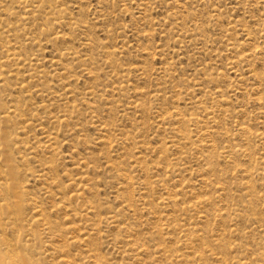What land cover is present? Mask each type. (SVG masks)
<instances>
[{
    "label": "rangeland",
    "instance_id": "374dc122",
    "mask_svg": "<svg viewBox=\"0 0 264 264\" xmlns=\"http://www.w3.org/2000/svg\"><path fill=\"white\" fill-rule=\"evenodd\" d=\"M23 1L0 0V259L264 264V0Z\"/></svg>",
    "mask_w": 264,
    "mask_h": 264
},
{
    "label": "bare ground",
    "instance_id": "6f19581e",
    "mask_svg": "<svg viewBox=\"0 0 264 264\" xmlns=\"http://www.w3.org/2000/svg\"><path fill=\"white\" fill-rule=\"evenodd\" d=\"M2 1V0H1ZM19 1V0H18ZM25 1V0H24ZM23 1V2H24ZM30 1V0H29ZM4 2H5V0H4ZM27 2V1H26ZM25 2V3H26ZM105 2V1H104ZM33 3V2H32ZM42 3V2H41ZM164 3V2H163ZM8 4V3H7ZM58 4V3H57ZM27 6V5H26ZM61 6V5H60ZM29 7V6H28ZM8 8V7H7ZM10 9V8H9ZM32 11V10H31ZM11 12H13V10H11ZM65 12V11H64ZM212 13V12H211ZM56 14V13H55ZM142 14V13H141ZM7 16V15H6ZM9 16V15H8ZM29 16V15H28ZM12 17V16H11ZM208 17V16H207ZM146 19V18H145ZM6 20V19H5ZM23 20V19H22ZM147 20V19H146ZM24 21V20H23ZM89 23V22H88ZM199 24V23H198ZM7 26V25H6ZM78 26V25H77ZM89 26V25H88ZM23 29V28H22ZM73 29V28H72ZM264 29V28H263ZM90 30V29H89ZM7 32H8V30H7ZM184 32V31H183ZM192 32V31H191ZM241 33V32H240ZM195 35H197V34H195ZM184 36V35H183ZM194 37V36H193ZM192 37V38H193ZM89 39V38H88ZM184 40V39H183ZM95 42V41H94ZM201 42V41H200ZM182 43H184V42H182ZM264 43V42H263ZM18 44V43H17ZM17 46V45H16ZM14 48H16V47H13V49ZM182 49V48H181ZM257 49V48H256ZM16 50V49H15ZM14 50V51H15ZM236 51V50H235ZM15 53V52H14ZM176 53V52H175ZM228 53V52H227ZM40 55V54H39ZM69 55V54H68ZM161 55V54H160ZM17 56V55H16ZM15 56V57H16ZM25 56V55H24ZM35 56H37V55H35ZM72 56V55H71ZM13 57V56H12ZM220 57V56H219ZM237 57V56H236ZM8 58V57H7ZM20 58H22L21 56H20ZM17 59H19V57L17 56ZM71 59V58H70ZM69 59V60H70ZM228 59V58H227ZM4 60V59H3ZM10 60V59H9ZM28 60V59H27ZM54 60H56V59H54ZM62 60V59H61ZM33 61V60H32ZM53 61V60H52ZM252 61V60H251ZM12 62H13V60H12ZM11 62V63H12ZM49 63V62H48ZM243 63V62H242ZM249 63V62H248ZM45 64V63H44ZM54 64V63H53ZM10 66V65H9ZM1 67H7V66H1ZM205 67V66H204ZM212 67V66H211ZM17 68V67H16ZM30 68V67H29ZM214 68V67H213ZM230 68V67H229ZM69 69V68H68ZM124 69V68H123ZM208 69V68H207ZM1 70V69H0ZM19 70V69H18ZM161 70V69H160ZM205 70V69H204ZM231 70V69H230ZM251 70V69H250ZM255 70V69H254ZM27 71V70H26ZM37 71V70H36ZM84 71V70H83ZM144 72V71H143ZM197 72V71H196ZM85 73V72H84ZM139 73V72H138ZM168 73V72H167ZM207 73V72H206ZM209 73V72H208ZM25 74V73H24ZM148 74V73H147ZM219 74V73H218ZM218 74H216V75H218ZM239 74V73H238ZM19 75V74H18ZM211 75V74H210ZM249 76H250V74H248ZM263 75V74H262ZM1 76V75H0ZM44 76V75H43ZM239 76V75H238ZM237 76V77H238ZM210 77V76H209ZM20 78V77H19ZM169 78V77H168ZM211 78V77H210ZM263 78V77H262ZM8 79V78H7ZM36 79V78H35ZM39 79V78H38ZM248 79H249V77H248ZM169 80V79H168ZM202 80V79H201ZM200 80V81H201ZM243 80V79H242ZM245 80H246V78H245ZM131 81V80H130ZM203 81V80H202ZM3 82V81H2ZM1 82V83H2ZM115 82V81H114ZM204 82V81H203ZM245 82V81H244ZM248 82V81H247ZM6 83H7V81H6ZM121 83V82H120ZM119 83V84H120ZM124 83V82H123ZM201 83V82H200ZM206 83V82H205ZM115 84V83H114ZM117 84V83H116ZM210 84V83H209ZM236 84V83H235ZM239 84V83H238ZM238 84H236V85H238ZM121 85V84H120ZM204 85V84H203ZM208 85V84H207ZM212 85V84H211ZM111 86V85H110ZM129 86V85H128ZM209 86V85H208ZM127 87V86H126ZM162 87V86H161ZM214 87V86H213ZM212 87V88H213ZM254 87H256V86H254ZM121 88V87H120ZM128 88V87H127ZM130 88V87H129ZM219 88V87H218ZM234 89H235V87H233ZM10 89V88H9ZM168 89V88H167ZM214 89H215V87H214ZM220 89V88H219ZM223 89H226V88H224L223 87ZM228 89V88H227ZM231 89V88H230ZM229 89V90H230ZM239 90H240V88H238ZM237 88L235 89V90H238ZM246 89V88H245ZM99 90V89H98ZM127 90V89H126ZM204 90H206V89H204ZM238 90V91H239ZM104 91V90H103ZM117 91V90H116ZM218 91V90H217ZM255 91V90H254ZM105 92V91H104ZM179 92V91H178ZM184 92V91H183ZM197 92V91H196ZM210 92V91H209ZM208 92V94H206V95H209L210 93ZM219 92V91H218ZM217 92V93H218ZM35 93V92H34ZM90 93V92H89ZM137 93V92H136ZM172 93H173V91H172ZM207 93V92H206ZM176 94V93H175ZM184 94V93H183ZM187 94V93H186ZM191 94V93H190ZM199 94V93H198ZM212 94H214V93H212ZM90 95H92V94H90ZM161 95V94H160ZM189 95V94H188ZM214 95H216L217 96V94H216V92H215V94ZM190 96V95H189ZM197 96V95H196ZM201 96H202V94H201ZM200 97V96H199ZM198 97V98H199ZM150 98V97H149ZM172 98V97H171ZM230 98V97H229ZM163 99V98H162ZM186 99V98H185ZM189 99V98H188ZM194 100H195V98H193ZM262 99V98H261ZM140 100V99H139ZM176 100V99H175ZM177 100H179V99H177ZM138 101V100H137ZM143 101V100H142ZM189 101V100H188ZM219 101V100H218ZM108 102V101H107ZM144 102V101H143ZM142 102V103H143ZM150 102H154V101H150ZM158 102H159V100H158ZM158 102H156V103H158ZM190 102V101H189ZM192 102V101H191ZM198 102H200V101H198ZM216 102H217V100H216ZM136 103V102H135ZM155 103V102H154ZM162 103H164V102H162ZM178 103V102H177ZM205 103H207V102H205ZM219 103V102H218ZM230 104H231V102H229ZM258 103V102H257ZM125 104V103H124ZM147 104V103H146ZM204 104V103H203ZM229 104V105H230ZM127 105H128V103H127ZM148 105V104H147ZM163 105V104H162ZM195 105H196V103H195ZM108 106V105H107ZM154 106V105H153ZM200 106V105H199ZM209 106V105H208ZM216 106V105H215ZM219 106V105H218ZM227 106V105H226ZM232 106V105H231ZM144 107H145V105H144ZM210 107V106H209ZM140 108H142V107H140ZM178 108V107H177ZM189 108H191V107H189ZM197 108V107H196ZM216 108V107H215ZM239 108H241L240 106H239ZM13 109H14V112H15V110H17V108L16 107H13ZM144 109V108H143ZM161 109H163V108H161ZM165 109V108H164ZM179 109V108H178ZM217 109V108H216ZM158 110V109H157ZM166 110V109H165ZM164 110V111H165ZM175 110H177V109H175ZM219 110V109H218ZM239 110V109H238ZM96 111V110H95ZM143 111H145V110H143ZM191 111V110H190ZM228 111V110H227ZM242 111H243V109H242ZM1 112V111H0ZM166 112H167V110H166ZM169 112V111H168ZM183 112V111H182ZM194 112V111H193ZM201 112V111H200ZM206 112V111H205ZM204 112V113H205ZM220 112V111H219ZM245 112V111H244ZM16 113V112H15ZM170 113V112H169ZM264 113V112H263ZM167 114V113H166ZM171 114V113H170ZM175 114V113H174ZM197 114H198V112H197ZM158 115V114H157ZM172 115V114H171ZM196 115V114H195ZM201 115V114H200ZM231 115V114H230ZM212 116V115H211ZM219 116V115H218ZM247 116V115H246ZM162 117V116H161ZM235 117V116H234ZM233 117V118H234ZM196 118H198V117H196ZM201 118V117H200ZM237 118V117H236ZM225 119H227V118H225ZM229 119V118H228ZM258 119H260V118H258ZM3 120V119H2ZM188 120V119H187ZM220 120H222V119H220ZM241 120V119H240ZM199 121V120H198ZM205 121V120H204ZM229 121V120H228ZM237 121V120H236ZM173 122V121H172ZM183 122V121H182ZM234 122V121H233ZM244 122V121H243ZM259 123H260V121H258ZM154 123V122H153ZM212 123V122H211ZM222 123V122H221ZM224 123H225V121H224ZM242 123V122H241ZM4 124V123H3ZM226 124V123H225ZM230 124V123H229ZM231 124H234V123H231ZM244 124V123H243ZM38 125V124H37ZM260 125H262V123L260 124ZM225 126V125H224ZM233 127V126H232ZM161 128V127H160ZM191 128H192V126H191ZM196 128V127H195ZM217 128V127H216ZM219 128V127H218ZM234 128V127H233ZM202 129V128H201ZM205 129V128H204ZM209 129V128H208ZM248 129L249 128H242V130L243 131H245V132H249L248 131ZM207 130V129H206ZM238 130H241V129H238ZM251 130V129H250ZM208 131V130H207ZM234 131V130H233ZM235 131L237 132V130L235 129ZM49 132H51V131H49ZM252 132H254V131H252ZM242 133V132H241ZM238 134V133H237ZM245 134V133H244ZM200 135H201V132H200ZM234 135V134H233ZM232 135V136H233ZM0 136H1V138H2V147H3V150L5 151V149H6V147H7V145H8V143L10 142V140H9V135H8V133L7 132H4V131H2V132H0ZM109 136V135H108ZM128 136V135H127ZM178 136V135H177ZM221 136V135H220ZM104 137V136H103ZM255 137V136H254ZM259 137L261 138V139H264V134L263 133H261V134H259ZM178 138H179V140L178 141H173L172 143H173V145H175V144H177V143H179L180 142V139H182V138H190V137H186V134L185 133H181L179 136H178ZM126 139V138H125ZM222 139V138H221ZM255 139V138H254ZM113 140V139H112ZM233 140V139H232ZM170 141V140H169ZM241 142H243V141H241ZM262 142H264V141H262ZM125 143V142H124ZM189 143V142H188ZM215 143V142H214ZM158 145H160V144H158ZM157 146V145H156ZM263 146V145H262ZM50 147V146H49ZM163 147V146H162ZM174 147V146H173ZM36 148V147H35ZM156 148V147H155ZM159 148V147H158ZM187 148H188V146H187ZM190 149V148H189ZM223 149H224V155H225V158L226 157H231V154H235L236 152H235V149H234V147H231V146H225V147H223ZM146 150V149H145ZM158 150V149H157ZM173 150V149H172ZM169 152V151H168ZM205 152V151H204ZM19 156V155H18ZM161 156H162V154H161ZM250 157V156H249ZM85 158V157H84ZM87 158V157H86ZM188 157H187V155H185L184 157L183 156H180V157H178V158H176V161H177V163L178 162H181V161H185L186 159H187ZM240 158V157H239ZM150 159V158H149ZM19 160V159H18ZM17 160V161H18ZM137 160V159H136ZM12 161V157H11V155L10 154H6V156H5V163H7V164H9L10 162ZM89 161V160H88ZM122 161V160H121ZM175 161V162H176ZM232 161V160H231ZM170 162V161H169ZM225 162V161H224ZM91 163V162H90ZM109 163V162H108ZM195 163V162H194ZM209 163V162H208ZM207 163V164H208ZM88 164V163H87ZM225 164V163H224ZM10 165V164H9ZM75 165H77V164H75ZM74 165V166H75ZM89 165V164H88ZM87 165V167L89 168V166ZM140 165V164H139ZM169 165H174L173 164V162L171 161L170 163H169ZM181 165V164H180ZM196 165V164H195ZM38 166H40V165H38ZM219 166V165H218ZM236 166V165H235ZM40 167H42V166H40ZM192 167V166H191ZM111 168V167H110ZM128 168V167H127ZM174 168H175V165H174ZM157 169V168H156ZM200 169V168H199ZM238 169H240V168H238ZM248 169V168H247ZM9 171H10V174H11V176H13V167L12 166H10L9 167V169H8ZM44 170V169H43ZM173 170V169H172ZM195 171V170H194ZM208 171V170H207ZM246 170L245 169H240V172H245ZM16 172V171H15ZM248 172V171H247ZM143 173H144V171H143ZM155 173V172H154ZM42 174V173H41ZM84 174V173H83ZM82 174V175H83ZM88 174H90V173H88ZM142 174V173H141ZM46 175V174H45ZM93 175V174H92ZM96 175V174H95ZM201 175V174H200ZM83 176H85V174L83 175ZM82 176V177H83ZM94 176V175H93ZM92 176V177H93ZM131 176V175H130ZM210 176V175H209ZM5 177V176H4ZM96 177V176H95ZM98 177V176H97ZM2 178V177H1ZM84 178V177H83ZM93 179V178H92ZM95 179V178H94ZM93 179V180H94ZM134 179V178H133ZM6 180V179H5ZM39 180V179H38ZM92 180V181H93ZM201 180V179H200ZM249 180V179H248ZM22 181V180H21ZM95 181V180H94ZM98 181V180H97ZM129 181H131V178L129 179ZM1 182H3V181H1ZM124 183V182H123ZM205 183H207V184H209V185H212L214 182H208L207 180L205 181ZM21 184V183H20ZM156 184V183H155ZM219 184H221L220 182H216V184H215V187L217 188V190H224L223 188H221V187H219ZM1 185V184H0ZM243 186H246L247 188L249 187L248 186V184H242ZM2 187V186H1ZM4 188V187H3ZM8 189L9 190H12L13 192H14V196H15V198H16V200H17V198L19 199V197H20V193H18L17 191L18 190H16V187L15 188H13L12 186H9L8 187ZM7 190V189H6ZM143 191H145V190H143ZM195 192V191H194ZM12 193V192H11ZM6 195V194H5ZM133 195H134V193H133ZM142 195H144V194H142ZM188 195V194H187ZM186 195V196H187ZM7 196V195H6ZM8 197V196H7ZM264 197V196H263ZM9 198V197H8ZM10 198H13V197H10ZM173 198H175V196H170V199L171 200H173ZM2 201H3V199H6V198H0ZM15 201V200H14ZM30 201V200H29ZM4 202V201H3ZM2 202V203H3ZM35 202V201H34ZM207 202H209L208 201V199H203V200H200L199 202L197 201V202H195L194 204H193V208L194 207H199V204L201 205V204H205V203H207ZM22 203V202H21ZM147 202H145L144 201V204H146ZM12 204V203H11ZM134 204V203H133ZM155 204H156V202H155ZM18 205V206H17ZM131 205V204H130ZM18 207L17 208V213L18 214H20V212L18 211L19 210V207H20V202H19V200H17L16 201V205H15V207ZM23 206V205H22ZM36 206H37V204H36ZM132 206V205H131ZM24 208V207H23ZM1 210H2V207H1ZM0 210V211H1ZM25 210V209H24ZM28 211V210H27ZM115 211V210H114ZM237 209H235L234 210V212H233V214H235L236 216H238V214H237ZM155 213V212H154ZM1 214V213H0ZM45 214V213H44ZM3 215V214H2ZM24 215H25V213H24ZM31 215V214H30ZM35 215H37V214H35ZM29 216V215H28ZM32 216V215H31ZM217 216L219 217V218H223L224 217V215H223V213H219V214H217ZM33 217V216H32ZM32 217H31V219H32ZM0 218H3V217H1V215H0ZM17 218V217H16ZM15 218V219H16ZM114 217H112V216H109V217H106V219H105V221L107 222V223H112L113 222V219ZM202 218H204V217H202ZM14 219V220H15ZM18 219V218H17ZM37 219V218H36ZM3 220V219H2ZM11 220V219H10ZM253 220H255V218H253ZM6 221V220H5ZM192 221V220H191ZM1 222V221H0ZM6 223H8L7 221H6ZM5 223V224H6ZM10 223V222H9ZM8 223V224H9ZM52 224V223H51ZM10 225V224H9ZM5 226V225H4ZM4 226H3V228H4ZM55 226V225H54ZM221 226V225H220ZM54 227H51V229H53ZM8 230V229H7ZM97 231V230H96ZM8 232V231H7ZM55 232H56V230H55ZM2 234H4V233H2ZM85 234V233H84ZM52 235V234H51ZM53 235H56V234H53ZM130 235V234H129ZM57 236H60V235H57ZM121 238V237H120ZM83 239V238H82ZM62 241V240H61ZM142 243V242H141ZM149 243V242H148ZM193 242H191L190 241V245L192 244ZM248 244V243H247ZM94 245V244H93ZM28 246V245H27ZM58 246H60V245H58ZM112 247V246H111ZM234 247V246H233ZM62 248V247H61ZM91 248V247H90ZM89 248V249H90ZM115 248V247H114ZM96 250V249H95ZM51 251V250H50ZM53 251V250H52ZM97 251H98V248H97ZM162 251V253H161V255L162 256H164V258L165 259H167V258H169L170 256L169 255H167V252L165 251V250H158V252H161ZM34 252H36L37 253V251H34ZM86 252H88V251H86ZM14 253V252H13ZM15 254V253H14ZM81 254V253H80ZM83 254H85V253H83ZM124 254V253H123ZM204 254L205 253H201L199 256H204ZM220 253H218V254H216V253H213V252H211L209 255L210 256H213V257H215L216 256V258H218L217 256L219 255ZM224 254H226L225 252H223V255ZM1 255H3L2 253H1V251H0V256ZM87 255H89L88 253H87ZM134 255V254H133ZM262 255H264V253H262ZM62 256V255H61ZM162 256H160V258H162ZM14 259L12 260V261H17V264H34V262L32 261V259L31 258H28V257H26V256H24V255H22V254H20V253H18V254H16V255H14ZM186 257V255H184V254H182V255H177L176 256V258H178V259H180V258H185ZM256 257V256H255ZM86 258V257H85ZM144 260V259H143ZM226 259L224 258L223 259V262H224V264H227V260L225 261ZM81 261V260H80ZM79 261V262H80ZM92 261V260H91ZM98 261V260H97ZM0 264H6V261H5V259L2 257V259H0ZM235 264H249L245 259H243V258H239V259H237V261H235Z\"/></svg>",
    "mask_w": 264,
    "mask_h": 264
}]
</instances>
